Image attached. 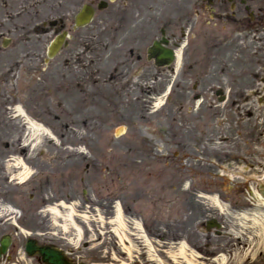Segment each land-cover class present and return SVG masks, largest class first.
I'll use <instances>...</instances> for the list:
<instances>
[{"label": "flooded vegetation", "instance_id": "flooded-vegetation-1", "mask_svg": "<svg viewBox=\"0 0 264 264\" xmlns=\"http://www.w3.org/2000/svg\"><path fill=\"white\" fill-rule=\"evenodd\" d=\"M24 4L25 0L16 4L12 0H0V51L10 45L38 50L33 54L27 52L29 56L14 58L5 65L6 68L0 69V78L5 75L12 78L10 89L0 93V106L4 104L3 107L9 110L13 111L18 106L24 114H30L32 109L39 110L45 105L48 98V62L44 60L43 49L47 46L50 29L56 34L68 35L66 45L59 53L62 67L58 71L63 74L70 65L78 64L76 85L78 94L84 97V110L126 111L128 99L124 100L123 95L135 92L133 82L144 83L147 79L145 66L160 69L147 54L154 42L174 52L181 49V53L179 59H174L173 64L165 68L167 76L157 72L153 82L169 80L175 74L173 96L186 97L188 103L201 98L203 113L239 110L256 95V64L258 56L264 54V0H27ZM84 5L92 8V18L87 25L76 27L74 17ZM50 9L55 13L51 26ZM20 13L27 15L28 26L13 23L14 17ZM23 39L33 42H19ZM3 44L7 47L3 48ZM114 51L116 57L97 58L104 53L111 56ZM104 60L116 66V73L111 68L109 74H98L96 67H101L100 63ZM259 60V64L263 65L262 58ZM133 70L137 73L133 74ZM91 76L99 77V80L93 82ZM34 78L39 80L36 85ZM261 79L264 80V76ZM62 85L63 81L60 87ZM150 94L151 100H146V107L152 104L160 90L155 89ZM171 108L164 117L170 119L168 138L157 141L154 149L144 147L142 156L146 151L147 158L137 161L138 167H141L139 175L143 178L173 177L176 172L177 153L171 148L177 146V133L174 108ZM21 141V138L0 137V209L2 204L11 202L7 195L11 190L9 177L16 176V169L21 167L12 162L17 159L24 164L29 156ZM203 142L204 131L201 136ZM93 156L92 164L86 169L91 166L99 173L101 170L98 167L103 166L108 175L111 160H103L96 154ZM29 159L31 161L28 162L32 163L33 159ZM40 164L44 166V163ZM200 165L204 174L202 161ZM29 166L32 167V164ZM126 167L124 164L123 173H127ZM194 168H197L196 165ZM40 169L38 166L35 171L38 173ZM41 172L43 177L44 169ZM107 175L102 176L104 181ZM113 176L110 174L104 183L95 179L92 181L93 187H99V193L94 192L96 203L90 202L88 206L92 209L105 206L108 220L114 216L113 202L120 198L118 192L126 190H116L115 187L128 182L122 176ZM145 183L144 179L139 181L137 195H124L126 200L130 198L129 211H124L125 206L122 209L125 220L129 222L130 217L138 219L131 220L130 227L134 231L130 234L137 236L139 227L136 228L133 223L139 221L142 231L153 241H162L164 248L168 243L174 246L181 240L188 242L191 248L200 252L204 264V185H195L181 192V186L171 184L175 180H157L153 208L149 211L150 222L145 224L144 209L136 207L146 195L149 197ZM2 192H5L3 196ZM41 205H47V202L41 201ZM79 207V212L85 211L81 205Z\"/></svg>", "mask_w": 264, "mask_h": 264}, {"label": "rangeland", "instance_id": "rangeland-1", "mask_svg": "<svg viewBox=\"0 0 264 264\" xmlns=\"http://www.w3.org/2000/svg\"><path fill=\"white\" fill-rule=\"evenodd\" d=\"M52 15L54 16L52 11H50V17ZM13 23L16 26H28L30 24L18 20ZM52 35V32L49 31L48 40L51 39ZM25 41L28 43L33 42V40L26 39L19 42ZM27 52L33 54L38 52V50L23 45H10L6 50L2 49L0 51V69L6 68L5 65L10 63L12 59L27 55ZM100 57L105 59L97 55V58ZM100 66L96 68L101 74L109 72L108 64L105 60L100 63ZM61 67L62 65L58 58L49 63L47 103L41 107L40 111H32V115L46 126L50 134L47 136L49 141L45 145L46 150H44V166L42 167V164L35 160L30 163L32 164L31 171L36 170L38 166L41 167L40 172L35 174L38 177H34L33 181L29 182L30 186L28 184H15V182L10 184L11 190L8 198L12 201L11 208H15L13 212L18 223L16 231L11 225L0 223L1 231L15 232L11 253L17 249L16 256L20 264H35L34 261L25 257L21 247L18 248L19 244L22 245L24 243L28 234H31L32 237L41 242L50 241L54 243L67 253L73 254L72 257L76 256L75 261L83 262V264H139L144 256L147 258L146 263L152 260L153 264H187L186 261L188 260L193 262V264L197 263L192 260V258H197L191 255L190 251L185 258L179 256L172 258V252H176L177 248L170 247V254L168 252L166 254L156 250L153 247L155 243H151V245L153 244L151 252L149 251V245L146 244L143 249L140 242H137L127 233L126 235L130 237L129 242L121 241L118 236H114L111 233L107 224L108 218L106 217L108 210L105 209V206L100 208L96 206V208L92 209L82 205L91 214L84 212L81 214L85 216H75L76 224L82 231V240L78 242L74 241L75 233L73 235V233L67 234L66 232L57 231L58 228L56 226H53L51 222L49 224L44 212L38 209L32 211L33 204L37 202V206L40 205L42 197L53 198V202L63 200L65 202L83 203L90 200L92 204H95L93 194L94 192L99 193V187H93L92 181L95 179L104 183L110 174L117 175V177L115 176L116 178H121L122 176L128 180V182L118 184L115 187L116 190L122 188H126V190L123 191L124 193L119 191L118 197L120 198L115 199L113 202V204L120 202L126 207L125 211L129 206L130 198L128 197L126 200L124 195H137L139 189L137 180L142 178L137 177L136 173L139 168L134 160L142 159L143 157L147 158V152L145 151L144 156H142L143 152L139 150L143 143L141 140L144 138L149 139L151 142L147 141V143L150 144V148L154 149L157 141L168 138V123L170 119H164V116H160V113L163 112L162 109H169L170 107H172L171 109L174 108V128L177 133V146L176 148H171V150L177 153V166L182 165L186 168L191 167L190 165L194 167L195 164H198L196 169H191L187 172H182L184 169L178 171L174 179L182 187L180 191H186L185 189L192 187L191 185L193 184L201 185L202 181H204V196L218 197L227 212V214H222L213 206L211 200L204 199V210L207 211L204 212V218L210 219L214 217L224 226L225 230L220 237L208 235L204 231V257L210 259V256L216 253L218 255L223 254L226 257L225 259H227V264H264V239H253L256 233L253 230L242 232L237 225L238 222L234 220L238 214L246 212H257L264 215L263 208L255 209L254 205L256 202L253 198L254 192L257 193L258 181L264 175L263 81L257 79V93L254 98L255 108L247 104L244 111L230 112V115H226L228 111H222L218 115L204 114V118H202L196 112L201 104L200 101L191 104L185 102L183 96H179L172 97L169 102L171 94L164 95L170 89L172 82L175 83L174 75L169 80L162 81L161 79L156 84L147 82L146 79L144 99L151 91H155V89L161 90V95H156V100L159 99V102L163 105L162 108L161 106L159 108L148 107L149 110L146 109L145 111V107H142L144 102L141 104L139 102L138 105L131 107L127 111L121 113L113 111L110 120L105 117V113L95 111L90 114L92 115L91 122L86 123L84 120V125L78 119L79 117L76 116V104L79 100V95L75 90V80L79 66L78 64H72L64 70L63 74L58 71ZM145 70H147L145 74L150 75L148 79L154 77L157 72L151 67H145ZM161 72L166 75L165 70H161ZM11 79L8 75L0 78L1 94L3 91L10 89ZM60 81L64 83L63 89L58 87ZM37 83L38 81L35 79L34 85ZM172 89L174 90L173 86ZM129 97L131 98V96ZM3 105L1 104L0 106L1 110ZM155 110L157 111L155 112ZM198 112L200 113L201 111ZM3 113L1 111L0 115ZM83 115H80L82 120L84 119ZM224 115L226 116L225 120H223ZM119 127L124 129L122 135L117 136L115 131ZM203 131L204 142L201 143ZM20 136L24 135L18 124H5L0 127V137L15 138ZM144 145L149 149L148 144ZM93 154L106 157V161L111 160L108 175L106 171H99L98 175H94L95 172L91 173V171L85 173V166L91 164L90 161L93 158ZM199 156H204V176H202V170L199 167V160L202 159L196 160L200 158ZM46 158H49L50 161L48 162ZM124 164L127 165L125 169L127 173L122 172ZM102 168L104 167L102 166ZM42 169H44V172L41 178ZM104 175H107L105 176V181L104 177H102ZM81 177L84 178L83 183L79 182ZM159 177L162 176L144 178L146 181L145 186H148L149 197L146 195L142 203L137 204V206L133 204V206L144 209L145 224L150 222L149 211L153 208L152 198L155 195V186L158 185L157 180L163 182L170 178ZM40 180L42 183L38 182ZM175 185L177 184L175 183ZM83 190L86 193L81 199ZM101 194L104 193L101 191ZM32 196H34V200H30ZM7 206L9 205L7 204L3 208L7 209ZM24 212L31 213L24 214ZM130 218L134 221L138 220L136 217ZM131 220L128 222L129 230H132L130 227ZM3 223L5 222L3 221ZM246 226L252 227V222L250 221ZM253 228H257L256 232L263 230L259 226ZM240 232L243 234L241 235ZM206 244L209 246L206 247ZM145 249L148 252V256L144 253ZM213 258L215 259L216 257ZM16 262L13 263L18 264ZM13 263L0 262V264Z\"/></svg>", "mask_w": 264, "mask_h": 264}, {"label": "bare ground", "instance_id": "bare-ground-1", "mask_svg": "<svg viewBox=\"0 0 264 264\" xmlns=\"http://www.w3.org/2000/svg\"><path fill=\"white\" fill-rule=\"evenodd\" d=\"M122 131V129H119L117 132ZM49 131L45 128H42L40 125H37L36 123L32 121L27 122V128L25 129V143L31 147H37L41 146L43 143V139L46 136H49ZM16 165L23 166L22 162L16 159ZM25 170V168H23ZM26 173L18 174L17 179H22ZM253 198L255 199L256 204L255 209H264V198L254 192ZM206 199L211 200L213 206L219 210L222 214H227L226 209L223 204L220 203V201L217 199V197H206ZM46 216L48 217L49 224L50 222L52 223L53 226H56L58 228L57 231L60 232H66L67 234L70 233H75L74 235V241L78 242L82 240L81 237V230L78 228L75 222V217L73 214V209L72 206L64 208V210H58L57 206L53 207H48L46 210L43 211ZM238 222V226L241 229V231H246L250 232V230H253L256 234L253 236V239L259 240L264 239V215L258 214L257 212H253L252 214L250 213H245L242 215H237V217L234 218ZM252 222V227L246 226L247 223ZM116 224L118 227H122L121 223V217H120V212H117V217H116ZM255 226L262 227L263 230L261 232H256L257 228H253ZM255 229V230H254ZM242 232L241 235L243 234ZM259 236L257 237V235ZM124 239V237H123ZM183 249L184 247H180V253L179 255H183ZM189 262V260H188ZM121 264H126V263H121ZM189 264H191L189 262ZM215 264H226V259L224 257H221L220 259L215 261Z\"/></svg>", "mask_w": 264, "mask_h": 264}, {"label": "water", "instance_id": "water-1", "mask_svg": "<svg viewBox=\"0 0 264 264\" xmlns=\"http://www.w3.org/2000/svg\"><path fill=\"white\" fill-rule=\"evenodd\" d=\"M58 46L59 45H58L57 40L54 43H52V45L49 49V55L50 56L52 54H54V52L57 50ZM260 191L262 192V194L264 196V183H262L260 185ZM5 249H6V245L3 244V242H2V247L0 248V253H3L5 251ZM26 252L29 255H32L35 252H38L39 254H41L43 261L46 264H68L58 251H55L52 248H48V247L37 248V247H35V245L32 242H27Z\"/></svg>", "mask_w": 264, "mask_h": 264}]
</instances>
